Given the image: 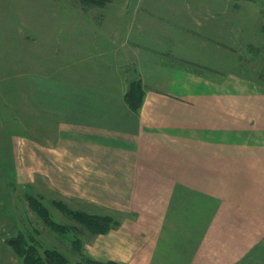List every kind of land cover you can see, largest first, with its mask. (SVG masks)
<instances>
[{
	"label": "rangeland",
	"instance_id": "1",
	"mask_svg": "<svg viewBox=\"0 0 264 264\" xmlns=\"http://www.w3.org/2000/svg\"><path fill=\"white\" fill-rule=\"evenodd\" d=\"M135 1L0 0V264H24L9 244L20 235L29 248L35 246L39 264H46L47 252L63 257L64 264L102 262L96 258L104 251L115 254V264L264 260V0H211L217 11H231L219 27H204L205 39L216 29L220 39L235 33L236 41L189 43L176 50L186 58L170 61L187 65L202 81L190 83L188 100H173L179 112L174 122L159 123L157 136L151 124L142 132L140 156H109L122 183L109 170L92 181L60 176L61 183L75 186L74 193L44 177L26 183V173L35 172L20 170L21 140L2 133L7 125L21 131L13 118L19 109L7 106L13 77L23 71L20 60L84 63L101 37L117 41L118 25L125 24L128 36L127 15ZM172 2L178 1L145 0L155 8ZM151 29L155 37L171 34L166 27ZM142 30L143 36L153 34L150 27ZM212 48L221 63L192 61ZM128 63V82L140 81L146 95L153 76L145 75L143 61ZM28 122L30 140L54 145L51 137L35 138L38 127L52 134L50 119L41 124L29 116ZM29 197L47 208V220Z\"/></svg>",
	"mask_w": 264,
	"mask_h": 264
},
{
	"label": "crops",
	"instance_id": "2",
	"mask_svg": "<svg viewBox=\"0 0 264 264\" xmlns=\"http://www.w3.org/2000/svg\"><path fill=\"white\" fill-rule=\"evenodd\" d=\"M176 1L166 5L158 3L155 8L147 5L145 0H136L127 15L131 17L128 36L125 35V24L118 25L117 41L101 37L99 42L91 45V58L84 63L71 60L46 66L38 56L31 64L22 57L24 61L20 60V65L23 71L20 70V74L13 73L17 76L13 77L14 84L9 86L12 102L6 103L12 110L14 107L19 109V112L13 111V118L16 117L14 122L19 124L21 131L10 130L7 125L2 133L21 140L20 170L39 173L38 176L26 173V183L36 184L38 177H44L54 186L74 193L75 186L61 183L60 176L68 178L72 175L92 181L107 170L113 173V178L117 176L114 180L120 181L121 176L117 175L120 168L116 167V163H110L112 161L109 156L124 155L129 156L128 159L140 156L142 132L151 124L155 134L159 123L174 122L172 116L179 112L175 110L173 100L178 104L183 99L188 100L186 93L190 83L197 84L202 80L198 82L194 74L196 72L190 71L187 65L172 63L170 59L181 61L186 58L181 51L187 49L189 43L197 45L236 41L235 33L229 34V38L220 39L215 33L216 29L207 39L204 36V27H219L223 17L227 18L226 11H231L230 8L220 12V7L217 11L213 5L215 0ZM223 23L226 26L236 25L228 21ZM142 26L150 27L152 37L158 34L154 33L156 30L151 29L152 26L157 29L166 27L171 34L165 38L154 36L153 39L151 36H143ZM195 57L192 61L197 62L196 65H201L202 61L215 63L213 59H221L214 48L209 55L200 53ZM142 61L148 68L143 70L145 75L153 77L143 105L136 111L127 99L130 81L126 76V65L130 64L128 62L138 65ZM201 84L204 87V82ZM29 116L41 124H44L45 118L53 122V128L49 130L52 134L46 136L44 127H38L35 138L40 140L51 137L55 140L54 145L47 146L40 141L30 140L34 137H29L27 132ZM136 163L137 168L139 165ZM125 165L131 168L130 164ZM114 255L112 251H104L96 259L114 262ZM201 256H204L203 252ZM260 263L264 264V260Z\"/></svg>",
	"mask_w": 264,
	"mask_h": 264
},
{
	"label": "trees",
	"instance_id": "3",
	"mask_svg": "<svg viewBox=\"0 0 264 264\" xmlns=\"http://www.w3.org/2000/svg\"><path fill=\"white\" fill-rule=\"evenodd\" d=\"M88 3L96 5H104L107 0H87ZM145 90L143 89L141 82L137 80L130 81V88L127 94V99L134 110H139L144 102ZM32 200L31 204L36 209L35 211L47 220V208L41 203L40 200L35 197H29ZM59 205V203H56ZM9 244L15 249L17 254L23 258L24 264H39L38 256L36 254L35 246L29 248L27 246V240L22 235L13 238L9 241ZM26 244V245H25ZM64 258L60 257L57 253H46V264H64ZM85 264H115V262H98L94 260H88Z\"/></svg>",
	"mask_w": 264,
	"mask_h": 264
}]
</instances>
